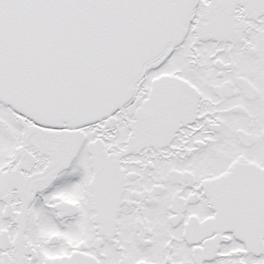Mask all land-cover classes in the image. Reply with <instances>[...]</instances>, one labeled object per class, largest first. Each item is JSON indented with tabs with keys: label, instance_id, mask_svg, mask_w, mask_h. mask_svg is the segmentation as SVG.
I'll list each match as a JSON object with an SVG mask.
<instances>
[{
	"label": "snow or ice",
	"instance_id": "obj_1",
	"mask_svg": "<svg viewBox=\"0 0 264 264\" xmlns=\"http://www.w3.org/2000/svg\"><path fill=\"white\" fill-rule=\"evenodd\" d=\"M0 264H264V0H0Z\"/></svg>",
	"mask_w": 264,
	"mask_h": 264
}]
</instances>
